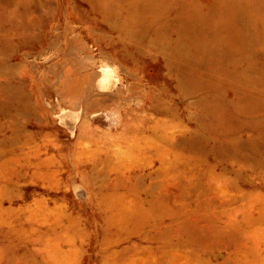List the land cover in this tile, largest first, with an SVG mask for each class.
<instances>
[{
	"label": "rangeland",
	"instance_id": "374dc122",
	"mask_svg": "<svg viewBox=\"0 0 264 264\" xmlns=\"http://www.w3.org/2000/svg\"><path fill=\"white\" fill-rule=\"evenodd\" d=\"M223 1L177 21L209 31ZM115 5L0 0V264H264V42L182 33L178 56L168 19L146 7L130 37ZM103 61L115 101L84 86ZM77 107L101 115L71 133Z\"/></svg>",
	"mask_w": 264,
	"mask_h": 264
},
{
	"label": "bare ground",
	"instance_id": "6f19581e",
	"mask_svg": "<svg viewBox=\"0 0 264 264\" xmlns=\"http://www.w3.org/2000/svg\"><path fill=\"white\" fill-rule=\"evenodd\" d=\"M110 1H111V5H112V3H113V5H115L114 3H116V5H115L116 8L118 5L122 4L124 6V8L126 9L127 14H126L125 18L123 19V24H122L123 27L122 28L125 31V33L130 37H136L137 28L134 31V26L137 27L138 24H133V23H137V20L139 21V19H138L139 16L143 17V15H141V12H143V10L146 9V7H148V8L150 7L151 9L153 8V11H155L157 13L158 18L162 15V17H165L166 19H168V23L167 22L163 23L161 26V29L163 30L164 33L167 30L169 32L170 31L176 32V38L174 40L168 41L166 44H163V45L165 47L166 46L173 47V51H174L173 53H175L178 56H180L181 53L183 52V48H182L181 41H180L182 33L184 34L185 38H187L191 42L194 41V46L196 49V46H197L196 43L200 37L199 34L204 32L203 33L204 36L209 38L208 42L205 40L207 43H209V46L211 43L215 44V46L218 44H220V45L224 44L226 46V49L228 50V52L232 53L235 56L236 55H243V54H246L247 56H249V53H255L259 49H261L260 43L264 42V0H224L223 5L221 6L220 10L218 11V14L216 12L217 17L215 18V25H214L213 29L210 28L209 31L206 30L204 22L200 21L201 19H203L201 14L199 17V21L198 22L196 21V23H195V21H192L189 18L185 19V24H183V29H182L181 22L177 21V18L179 17V15L181 13V0H110ZM108 3H109V1H108ZM163 4L165 5V7L161 8L160 6ZM125 5H127V8L125 7ZM111 7H113V6H111ZM170 11L174 12L173 13L174 16L173 17L169 16V18H168L166 16L169 15ZM221 11H222V13H221ZM141 25H143V24H141ZM147 26L151 27L152 22H151V25H147ZM158 28H160V26ZM143 31H144V29H143ZM202 39H204V38H202ZM158 42H159V39L157 40V44H158ZM153 43H155V40ZM154 45H156V44H154ZM163 45L159 44V46H162L163 49H166ZM101 52H103V51H101ZM103 57H104V59L108 58V56H106L104 54V52H103ZM116 68H117L116 66L114 68L110 67L109 65H107L106 61H103V63H101V65L98 68L99 74L96 72L97 74L95 73L93 80H92L91 75L94 74V72H95V71H93L94 69H92L91 74L88 73V75H86V78L84 81V83L86 82V84H84V86L85 85L88 86V88L86 87L87 88L86 90H88V92H89V90L92 91L93 95H94L93 97L95 99L97 98L99 100V98H100V99H103L105 101H107V100H109V101L114 100L115 101L116 100V94H113L114 93L113 90L118 91L117 88H119V87L116 88V86L120 85L118 73H117V71L115 72ZM127 71H129V70H127ZM130 79H132V78H130ZM128 83H130V82H128ZM131 85H130V88L133 86V85L132 86ZM84 89H85V87H84ZM128 92H130V90ZM91 110L93 112H91L90 114H88L87 110L84 111L80 107L76 111H74V110L73 111L68 110L67 112L63 111L62 115H58L59 122L62 123L65 126V128L68 129L71 133H73L74 130L76 131V129L78 127H82L81 125L84 123H87L88 125H92L94 117H95V119H94L95 121H96V119L99 118V116L101 115L99 110L98 111L93 110V109H91ZM91 110H89V111H91ZM114 115H113V117L109 116L110 121H116V119H114V118H116ZM26 140L27 139H25V141ZM33 141H35V140H33ZM52 143H54V142H52ZM33 144H34V142H33ZM128 144H130V142ZM26 145H28V144H26ZM157 145H156V148H157ZM21 146H23V145H21ZM63 149H64V147H63ZM134 149H136V148H134ZM28 150H29V148H28ZM132 150L133 149H131V151ZM128 151L130 154V150H127V153H128ZM19 155H22V154L19 153ZM19 155L17 156V158L19 157ZM10 157H12V156H10ZM17 158H15V159H17ZM8 159H10V158L8 157ZM20 159H18L17 162L20 163ZM14 162L17 163L16 161H14ZM150 186H152V185H150Z\"/></svg>",
	"mask_w": 264,
	"mask_h": 264
}]
</instances>
